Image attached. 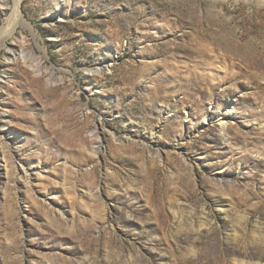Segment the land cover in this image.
Returning <instances> with one entry per match:
<instances>
[{"label": "rangeland", "instance_id": "374dc122", "mask_svg": "<svg viewBox=\"0 0 264 264\" xmlns=\"http://www.w3.org/2000/svg\"><path fill=\"white\" fill-rule=\"evenodd\" d=\"M11 6L0 264L264 263V1Z\"/></svg>", "mask_w": 264, "mask_h": 264}, {"label": "bare ground", "instance_id": "6f19581e", "mask_svg": "<svg viewBox=\"0 0 264 264\" xmlns=\"http://www.w3.org/2000/svg\"><path fill=\"white\" fill-rule=\"evenodd\" d=\"M6 1L7 0H3L2 1V3H0L1 5H5L6 4ZM209 2H211V3H213V2H215L216 0H208ZM249 1V0H248ZM253 1V0H252ZM257 1H259V0H257ZM260 1H264V0H260ZM21 4H22V0H12V6L9 8L10 9V15H9V17L7 18V20H9V22H10V25L8 24V26L7 27H9V28H11L10 29V31L11 30H13V29H15V27H16V25H22V26H27L26 25V23H25V21L23 20V13H22V8H21ZM213 5V4H212ZM5 7V6H4ZM3 7V8H4ZM28 27V26H27ZM198 28V27H197ZM194 29H196V28H194ZM220 31V30H219ZM190 32V31H189ZM196 33V32H195ZM192 35V34H191ZM190 35V36H191ZM195 35V34H194ZM189 36V37H190ZM193 36V35H192ZM200 36H201V34H200ZM225 36V35H224ZM196 37H198V36H196ZM192 39V38H191ZM197 39V38H196ZM219 39H220V41H219V46H220V48H221V52H223V55L226 53V52H230L231 51V46L229 45V43L227 42V40H226V37H219ZM218 41V40H217ZM204 42V41H203ZM205 47V46H204ZM193 48H195L194 46H193ZM193 50V49H192ZM13 51V49H11V48H9V49H7V52H10V53H14V52H12ZM201 51V50H200ZM198 52V51H197ZM202 52V51H201ZM225 52V53H224ZM200 53V52H199ZM11 54V56H9L7 59L8 60H10V59H12V55ZM233 57V56H232ZM221 63V62H220ZM227 66H228V68L230 69V68H233L234 67V63H230V61H229V63H227ZM237 67H239V66H237ZM239 71H238V68H236L235 67V70H232V72L230 73L231 75H230V77H231V79H233V77H234V75H236L237 73H238ZM192 78V76H189V78H188V80L187 81H190V82H188L187 84H189V85H191V86H193V87H196L197 85V83H194V82H192V80L193 79H191ZM198 82V81H197ZM234 84V83H233ZM235 84L237 85V82H235ZM211 90V89H210ZM230 111V110H229ZM205 118V117H204ZM218 120V123H219V127H220V129H221V131H223V134L225 135L226 134V132L224 131V130H229V127L230 126H227L226 127V129H225V125H226V123H227V120H225L224 119V117H222V118H218L217 119ZM2 137V136H1ZM0 142H1V138H0ZM1 144V143H0ZM1 149L2 150H4L3 149V146H1ZM5 168H6V166H5ZM20 173H22V175H23V173H24V171L22 172H20ZM240 264H264L263 262H262V260L261 259H258V260H255V261H253V262H244L243 260L241 261V262H239ZM238 263V264H239Z\"/></svg>", "mask_w": 264, "mask_h": 264}]
</instances>
